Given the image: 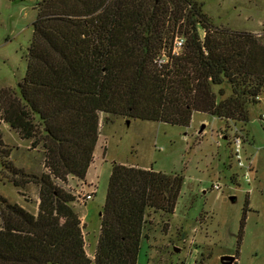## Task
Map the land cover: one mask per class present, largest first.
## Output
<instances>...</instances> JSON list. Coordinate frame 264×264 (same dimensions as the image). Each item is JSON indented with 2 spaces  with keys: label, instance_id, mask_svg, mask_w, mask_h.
Wrapping results in <instances>:
<instances>
[{
  "label": "trees",
  "instance_id": "trees-1",
  "mask_svg": "<svg viewBox=\"0 0 264 264\" xmlns=\"http://www.w3.org/2000/svg\"><path fill=\"white\" fill-rule=\"evenodd\" d=\"M36 4L22 95L1 89V118L44 147L48 170L3 161L15 186L39 184L40 201L35 213L0 193V264H138L148 210L172 211L183 178L115 162L91 258L66 184L86 180L100 115L189 127L199 111L245 125L264 93V36L219 29L196 0Z\"/></svg>",
  "mask_w": 264,
  "mask_h": 264
},
{
  "label": "rangeland",
  "instance_id": "rangeland-1",
  "mask_svg": "<svg viewBox=\"0 0 264 264\" xmlns=\"http://www.w3.org/2000/svg\"><path fill=\"white\" fill-rule=\"evenodd\" d=\"M196 1L219 29L264 36V0ZM37 2L0 0V91L13 89L19 97L20 82L27 73ZM215 89L218 92L219 88ZM226 91L224 97L231 92L229 86ZM2 112L0 103V137L4 141L0 154L10 153L9 157L0 155V193L35 212L40 201L39 184L15 186L12 171L3 161L41 176L48 170L45 149L23 138L1 118ZM262 113L264 93L259 103L251 106L245 125L199 111L194 113L189 127L102 113L94 165L86 175L97 193L85 205L73 202L82 218L89 256L94 258L97 252L101 211L111 170L117 162L154 167L167 176L183 178L172 211L148 210L145 232L149 238L142 239L138 264H222L220 258L225 254L237 257L234 264H264ZM237 138L241 139L240 148ZM236 153H240L241 166ZM80 184L71 178L67 187ZM217 184L221 188L216 189ZM231 195L236 202H232Z\"/></svg>",
  "mask_w": 264,
  "mask_h": 264
},
{
  "label": "built area",
  "instance_id": "built-area-1",
  "mask_svg": "<svg viewBox=\"0 0 264 264\" xmlns=\"http://www.w3.org/2000/svg\"><path fill=\"white\" fill-rule=\"evenodd\" d=\"M183 45H184L183 38H179L176 41L175 48L178 49V48L182 47ZM260 120L264 124V113L261 114ZM236 143H237V146L240 148L241 139L237 138ZM240 151H241V149H238V152H240ZM237 156H238V163H239L238 165L241 166L243 164V162L240 159V153H236V157ZM80 181L82 182V184H80L79 187H75V188L73 187V188H69V189L72 190V192L74 193V196H75V202L74 203L80 204V205H85L86 202H89L91 199L92 200L94 199V196L97 193V187L92 185L91 181L90 182H86L85 180H80ZM87 183H89V185H87ZM67 184H69V182ZM67 184H66V187H67ZM215 187H216V189L221 188L219 184H217Z\"/></svg>",
  "mask_w": 264,
  "mask_h": 264
},
{
  "label": "water",
  "instance_id": "water-1",
  "mask_svg": "<svg viewBox=\"0 0 264 264\" xmlns=\"http://www.w3.org/2000/svg\"><path fill=\"white\" fill-rule=\"evenodd\" d=\"M204 129V126L202 130ZM232 202H236V197L235 196H230ZM178 250V248H176ZM236 256H231L230 254H225L220 258V261L222 264H234L236 262Z\"/></svg>",
  "mask_w": 264,
  "mask_h": 264
},
{
  "label": "crops",
  "instance_id": "crops-1",
  "mask_svg": "<svg viewBox=\"0 0 264 264\" xmlns=\"http://www.w3.org/2000/svg\"><path fill=\"white\" fill-rule=\"evenodd\" d=\"M93 165H94V164L92 163L91 166L88 168L87 176L89 175V173H90V169H91V167H93ZM71 178H72V179H75V181H78V182L80 181V180L76 179V178L73 177V176H71L70 179H71ZM85 181H86V182H89L90 180H89V179H86ZM69 182H70V180H69ZM22 206H24V205H22ZM24 207L27 208L26 206H24ZM38 208H39V205H38ZM27 209H28V208H27ZM32 212H34V211H32ZM37 212H38V210L35 211V213H37Z\"/></svg>",
  "mask_w": 264,
  "mask_h": 264
}]
</instances>
